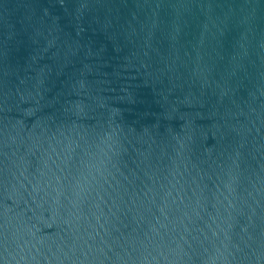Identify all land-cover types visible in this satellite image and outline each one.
<instances>
[{
    "label": "water",
    "instance_id": "water-1",
    "mask_svg": "<svg viewBox=\"0 0 264 264\" xmlns=\"http://www.w3.org/2000/svg\"><path fill=\"white\" fill-rule=\"evenodd\" d=\"M0 264H264V0H0Z\"/></svg>",
    "mask_w": 264,
    "mask_h": 264
}]
</instances>
